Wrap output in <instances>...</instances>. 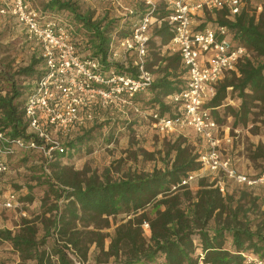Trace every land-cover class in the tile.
<instances>
[{"label": "trees", "instance_id": "16d2710c", "mask_svg": "<svg viewBox=\"0 0 264 264\" xmlns=\"http://www.w3.org/2000/svg\"><path fill=\"white\" fill-rule=\"evenodd\" d=\"M6 1L3 0L0 7ZM44 3L42 7H35L42 18L47 19L54 16V13L64 12L66 19L61 17V20L81 56L86 57L89 51L91 57L97 58L105 70L131 77L138 75L133 60L127 58L128 52L118 50L117 55H113L110 50L115 36L118 39L129 35V26L138 19L137 12L124 20L116 17L105 21L92 20L90 15L78 12L72 2L44 0ZM4 16L14 19L24 31L25 39L32 45V58L26 66L16 71L15 76L26 79L22 85L17 82L14 74L0 70V74L10 84L9 89L0 88V130L7 131L12 137L37 139L27 133L28 122L23 105L44 71L41 47L35 40L27 38V33L16 18ZM218 21L227 25L234 34V40L252 53L250 59L238 65V75L231 72L230 77L224 78L209 102V106L219 107L228 88L237 92L241 100L238 108H228L234 118L233 126H237L248 121L250 108L255 102L264 105V0L258 16L244 11L234 21H228L222 13ZM74 25L84 34L74 33ZM122 26H126V32L119 34L118 28ZM114 28L116 34H112ZM153 36L160 39L162 46L151 56L148 49L146 69L151 72L150 66H157L162 73L155 78L151 72L153 82L143 92L151 89L156 97H162L151 107L137 102V95L133 98V103L142 113L139 115L141 121L149 126L154 114L171 113L173 106L164 104L163 98L181 89L186 81L185 69L180 64L179 56L161 53L170 39V30L163 25L154 31ZM178 66L182 73L181 80L176 73ZM87 130L81 128L79 132L71 134L62 145L64 152L56 151L53 161L44 159L40 153L28 151L16 153L13 159L17 156H37L41 164L49 168L56 161L65 160L81 150ZM173 151L171 163L163 170L129 172L118 179L104 175L102 179L90 176L77 181L66 176L64 169L58 170L54 175L57 183L51 184V188H55L53 194L56 198L67 201L61 210L58 200L54 204L59 213L55 214L52 222L59 243L50 251L40 248L45 245V239L37 240L35 227L27 221L15 233L0 230V238L9 241L13 250L19 254L18 264H26V260L30 259L35 264H75L72 255L75 256L76 250L80 253L82 250L79 245L81 240L74 230L77 222L85 219L86 224L83 225L88 226L100 219L104 223L102 228L109 225L110 216L125 215L128 219L115 227L110 238L106 253L114 258L110 264H150L156 259L160 264H244V254H253L264 260V221L256 223L249 220L247 213L252 206L250 203L247 207L242 202L245 195L234 200L233 195L222 194L218 187L205 179L199 182V189L195 193L187 186L172 190V186L182 178L201 168L198 155L193 154L189 146L178 141ZM16 195L18 200L19 196ZM184 202H188L186 206H183ZM144 221L149 226L147 238L142 235L141 224ZM91 233L96 235L92 242L102 248L104 235L93 231ZM226 239L231 241L230 248L224 247Z\"/></svg>", "mask_w": 264, "mask_h": 264}, {"label": "built area", "instance_id": "2783aa9c", "mask_svg": "<svg viewBox=\"0 0 264 264\" xmlns=\"http://www.w3.org/2000/svg\"><path fill=\"white\" fill-rule=\"evenodd\" d=\"M100 1L111 4L114 10L119 8L117 19L139 14L129 26V35L118 39L115 36L110 46L113 55L122 50L135 57L137 76L105 70L97 58L81 56L63 21L56 16L42 18L27 0H8L0 7L1 15L16 18L27 38L40 44L44 59V71L23 105L27 133L37 139L12 137L0 130V175L10 170V162L18 152H37L53 161L56 151L64 152L62 145L71 134L93 123L94 108L100 104H123L141 115L133 98L153 82V75L146 69L149 41L154 31L165 25L171 36L163 52L179 56L186 81L181 89L163 98L164 104L173 106L171 113L154 114L150 127L158 134L192 130L202 144L198 151L200 169L221 172L227 179L245 186L264 184V173L256 178L239 173L233 168L231 158L220 152L222 143L231 139L219 134L220 124L214 112L219 107L209 106L223 77L237 73L238 65L252 57L247 47L234 40L229 27L218 23L219 15L224 13L228 21H234L244 11L258 16L263 0ZM197 172L182 178L172 190L188 186L196 179ZM215 186L225 193L220 182ZM18 205L14 191H0V208ZM143 226L148 228L147 223ZM244 257V264H264V260L253 254Z\"/></svg>", "mask_w": 264, "mask_h": 264}, {"label": "rangeland", "instance_id": "374dc122", "mask_svg": "<svg viewBox=\"0 0 264 264\" xmlns=\"http://www.w3.org/2000/svg\"><path fill=\"white\" fill-rule=\"evenodd\" d=\"M2 1L0 0V4ZM27 1L34 8L42 7L45 4L44 0ZM65 1L74 3L78 12L90 15L92 20L105 21L119 13V8L114 10L111 4L100 0ZM124 5L129 6L127 2ZM54 16L66 19V15L61 11L54 13ZM73 27L74 33L84 34L75 25ZM125 27L118 28L119 34L126 32L127 28ZM115 30L114 28L112 34H116ZM24 34L14 19L0 14L1 71L15 76L19 68L30 62L32 45L25 39ZM161 46L160 39L153 36L148 48L150 56L152 53L158 52L157 48L159 49ZM82 47H84L83 44ZM163 50L164 47L161 51L162 54H164ZM86 54L91 56L89 51ZM127 58L134 60L135 57L128 55ZM149 69L155 78L162 73L161 68L157 66H150ZM176 73L181 80L182 73L179 66ZM226 76L230 77L229 74ZM225 77L217 84V88ZM15 79L21 85L26 82V79L21 76H15ZM0 88H10V84L2 74H0ZM155 97L154 92L149 89L146 92L138 93L136 101L143 106L151 107L162 96ZM240 102L237 92H232L228 88L222 104L214 111L220 124V136L228 135L231 139L230 142L222 143L220 152L231 158L233 168L239 173L256 178L264 173V105L255 102L250 108L251 114L248 121L245 124L233 126L234 118L228 108L236 109ZM93 115L95 117L93 123L85 128V130L88 129V132L85 134L86 138L83 141L82 149L69 155L67 159L56 161L49 168L42 165L37 156H17L12 160L10 170L0 176V190L2 193L9 190L15 191L19 196V205L11 209L0 208V230H11L12 233H15L27 221L28 224L35 227L36 239H45V245L40 248L50 251L55 244L59 243L56 241L57 235L52 222L55 214L59 213L54 204L58 200L61 210L67 202L63 198H56L53 194L55 188H51V184L57 183L54 175L58 170L64 169L66 176L77 181L90 176L102 179L104 175L118 179L129 172L143 173L152 172L154 169L163 170L171 163L174 155L173 148L178 141L189 146L193 154L198 155V151L202 147L201 141L192 130L158 134L155 129L141 121L139 114L123 104H100V107L94 108ZM197 174L196 179L187 186L193 193L199 189V182L202 179L214 184V187L220 182L224 187V194L233 195L234 200L245 195L242 202H245L247 207L250 203L252 206V209L247 213L249 220L256 223L264 221V185L257 184L248 187L227 179L221 172L211 173L204 169H199ZM187 203L184 202L183 206H186ZM127 219L128 217L125 215L110 216L108 218L109 225L102 228L100 227L104 223L100 219L88 226L83 225L86 224L85 219L83 222H77L74 230L81 240L79 243L82 249L81 253L85 255L76 250L75 256L72 255L74 262L79 264H110L113 262V256L106 254L110 238L115 227ZM144 223L147 222L144 221L141 224L142 235L147 238L149 226L144 228ZM92 231L104 235L102 248L92 242L93 238H96V235L91 233ZM46 232L49 235H46ZM224 247H231L230 239L225 240ZM19 262V254L13 250L10 242L0 238V264H18ZM26 264H35V261L26 260ZM150 264L160 263L156 259Z\"/></svg>", "mask_w": 264, "mask_h": 264}, {"label": "crops", "instance_id": "0c3cea01", "mask_svg": "<svg viewBox=\"0 0 264 264\" xmlns=\"http://www.w3.org/2000/svg\"><path fill=\"white\" fill-rule=\"evenodd\" d=\"M257 185V184H256ZM260 185H264V184H260ZM248 187H252V186H248Z\"/></svg>", "mask_w": 264, "mask_h": 264}]
</instances>
